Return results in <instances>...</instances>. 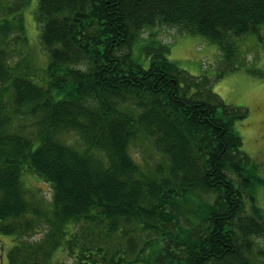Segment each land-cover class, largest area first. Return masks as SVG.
<instances>
[{
	"label": "trees",
	"instance_id": "1",
	"mask_svg": "<svg viewBox=\"0 0 264 264\" xmlns=\"http://www.w3.org/2000/svg\"><path fill=\"white\" fill-rule=\"evenodd\" d=\"M28 2L0 0V85L13 91L8 102L0 92L7 264H60L57 251L74 264H264V216L246 211L257 166L210 79L179 68L167 45L150 49L148 69L132 54L159 27L232 54L234 38L264 25V0H39L43 86L9 64L26 41ZM18 117L30 134L14 128ZM67 133L78 147L61 140ZM140 135L168 161L154 173L129 153ZM28 168L53 187L51 217L27 200ZM33 216L46 227L36 239Z\"/></svg>",
	"mask_w": 264,
	"mask_h": 264
},
{
	"label": "rangeland",
	"instance_id": "2",
	"mask_svg": "<svg viewBox=\"0 0 264 264\" xmlns=\"http://www.w3.org/2000/svg\"><path fill=\"white\" fill-rule=\"evenodd\" d=\"M21 14L25 24L26 41L16 47L12 45L14 53L9 64L15 75L19 73L43 86L47 82L50 53L41 39L39 0H29ZM149 32H155L157 35L150 36ZM204 40L200 36L183 35L175 28L159 27L146 31L133 45V59L144 69H148L151 65L150 49L161 44L167 45V58L179 68L191 76L199 77L200 81L210 79L211 92L218 95L227 107L226 116L232 120L234 131L242 139V150L251 159L252 164L257 166L260 181H253L247 188L246 211L252 213L256 205L264 216V25L260 27L258 34L234 38L235 50L232 54L222 52L216 44ZM0 92H3V97L8 102L13 95L10 83L0 85ZM222 110L220 106V111ZM28 122L29 119L18 117L17 126L14 128L23 134H30L34 128H22ZM61 140L78 147L79 140L75 134H63ZM129 153L144 174L154 173L159 165L168 164L167 159L156 151L152 141L143 135L130 143ZM23 181L28 190L26 197L30 204L51 217L53 187L42 181L29 168L24 171ZM33 219L41 225L40 230L31 235V239H36L46 227L43 226L45 222L36 216H33ZM13 239V236L0 235V264H7L6 255ZM53 259L60 264H74L73 260L61 251H57Z\"/></svg>",
	"mask_w": 264,
	"mask_h": 264
}]
</instances>
